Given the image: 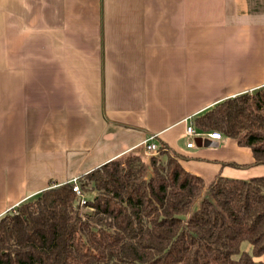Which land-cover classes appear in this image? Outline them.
Masks as SVG:
<instances>
[{
	"label": "crops",
	"instance_id": "1",
	"mask_svg": "<svg viewBox=\"0 0 264 264\" xmlns=\"http://www.w3.org/2000/svg\"><path fill=\"white\" fill-rule=\"evenodd\" d=\"M262 85L264 0H0V216L50 181L147 162L152 135L205 192L264 175L249 147H187L184 127Z\"/></svg>",
	"mask_w": 264,
	"mask_h": 264
},
{
	"label": "trees",
	"instance_id": "2",
	"mask_svg": "<svg viewBox=\"0 0 264 264\" xmlns=\"http://www.w3.org/2000/svg\"><path fill=\"white\" fill-rule=\"evenodd\" d=\"M247 146L264 165V85L216 102L193 118ZM145 164L109 160L0 216V264H264V175H216L207 185L160 142ZM77 186L89 192L75 208ZM201 196V197H200ZM198 207L191 211L194 200Z\"/></svg>",
	"mask_w": 264,
	"mask_h": 264
},
{
	"label": "built area",
	"instance_id": "3",
	"mask_svg": "<svg viewBox=\"0 0 264 264\" xmlns=\"http://www.w3.org/2000/svg\"><path fill=\"white\" fill-rule=\"evenodd\" d=\"M185 134L191 138L189 141H187L186 146L187 147H193L195 145V142H193L195 138L200 137L201 139H220L222 136L217 131L212 132H202V131H196L195 127L193 126V122L189 119L185 120ZM193 140V141H192ZM145 150L149 153H154L158 150L160 143L156 142L154 139V135L149 136L145 139ZM72 190H74L77 195L79 196L78 205L85 202V195L84 193L78 189L77 186H73Z\"/></svg>",
	"mask_w": 264,
	"mask_h": 264
},
{
	"label": "rangeland",
	"instance_id": "4",
	"mask_svg": "<svg viewBox=\"0 0 264 264\" xmlns=\"http://www.w3.org/2000/svg\"><path fill=\"white\" fill-rule=\"evenodd\" d=\"M193 141V140H192ZM194 142V141H193ZM195 146H196V143H195ZM156 152H154L153 154H155ZM153 154H151L150 156H152ZM129 155H125V156H123V157H121V158H117V159H115V160H120V161H123L124 160V158H126V157H128ZM149 156V157H150ZM150 159V158H149ZM148 160V159H147ZM144 161V160H143ZM145 162V161H144ZM149 163V160L147 161V162H145V164H148ZM90 194L91 193H89V192H84V195H85V197L87 198L88 196H90ZM205 194H207V192H205V190H203L202 191V193H201V195L203 196V195H205ZM201 197V196H200ZM200 197H199V199H200ZM199 199H196V200H194V203H193V205H192V208H191V211L192 210H194V209H196L197 207H198V205H199V203H200V201H199ZM75 205V208L77 209V211H78V213H79V215H82L83 213H85V212H88V211H91V209L89 208V207H86L85 205H82V204H80V205H78V203H75L74 204ZM13 210V209H12Z\"/></svg>",
	"mask_w": 264,
	"mask_h": 264
},
{
	"label": "water",
	"instance_id": "5",
	"mask_svg": "<svg viewBox=\"0 0 264 264\" xmlns=\"http://www.w3.org/2000/svg\"><path fill=\"white\" fill-rule=\"evenodd\" d=\"M194 142L196 143V146H208V147H212V145H217V142L214 141H210L209 139L205 138V139H201L200 137H197L194 139Z\"/></svg>",
	"mask_w": 264,
	"mask_h": 264
}]
</instances>
